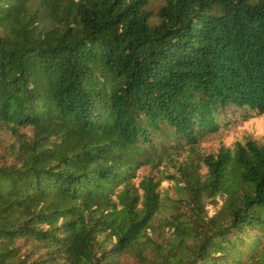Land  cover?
I'll list each match as a JSON object with an SVG mask.
<instances>
[{
	"label": "trees",
	"instance_id": "trees-1",
	"mask_svg": "<svg viewBox=\"0 0 264 264\" xmlns=\"http://www.w3.org/2000/svg\"><path fill=\"white\" fill-rule=\"evenodd\" d=\"M165 1L152 24L153 0H0V264H264V145L181 167L189 216L160 219L161 183L135 184L160 136L264 116V0Z\"/></svg>",
	"mask_w": 264,
	"mask_h": 264
},
{
	"label": "rangeland",
	"instance_id": "rangeland-1",
	"mask_svg": "<svg viewBox=\"0 0 264 264\" xmlns=\"http://www.w3.org/2000/svg\"><path fill=\"white\" fill-rule=\"evenodd\" d=\"M165 4V0H153L149 8L153 15L152 24L160 21L158 13ZM222 117V129L217 134L200 138L196 145H188L186 141L182 142L173 137L160 136L162 143L156 145L157 140H154L153 145L155 144V146L149 147L148 156L142 157L144 161L150 158V164L139 170V178L135 181V184L139 185L144 177H154L156 181L161 183L159 191L164 205L160 219L170 217L172 213L177 212L189 216L188 213H185L189 212L188 208H183L184 205H176L172 202L180 200L182 195L186 196V194L178 192L176 189L177 182L171 179L173 175H176L179 179L181 178L178 171L181 167L187 166V164L194 167L200 166L201 174L206 175L207 168L203 163V158L218 154L223 147L234 148L237 143L246 144L248 141H256L260 145H264V116H257L256 113L248 111L229 109ZM22 132L30 134L29 130H23ZM13 142L14 140L10 139L7 132L0 133V166L12 161L9 153L10 144ZM241 192V185L232 184L229 191L223 192L215 199L208 201L206 207L208 219L217 217L219 222H226L231 198L238 200ZM237 203L240 204L241 201ZM177 207L181 211H178ZM31 250L30 246H23L24 252L30 253ZM129 264H133V261L131 260Z\"/></svg>",
	"mask_w": 264,
	"mask_h": 264
}]
</instances>
